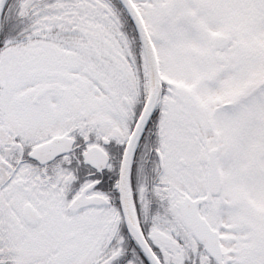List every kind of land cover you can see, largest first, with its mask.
Wrapping results in <instances>:
<instances>
[{
	"label": "snow or ice",
	"instance_id": "snow-or-ice-1",
	"mask_svg": "<svg viewBox=\"0 0 264 264\" xmlns=\"http://www.w3.org/2000/svg\"><path fill=\"white\" fill-rule=\"evenodd\" d=\"M0 264H264V0H0Z\"/></svg>",
	"mask_w": 264,
	"mask_h": 264
}]
</instances>
